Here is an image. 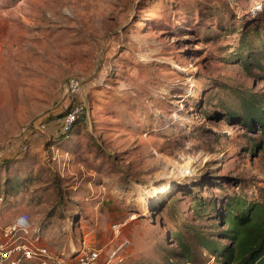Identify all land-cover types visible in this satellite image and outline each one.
Returning <instances> with one entry per match:
<instances>
[{"label":"rangeland","instance_id":"1","mask_svg":"<svg viewBox=\"0 0 264 264\" xmlns=\"http://www.w3.org/2000/svg\"><path fill=\"white\" fill-rule=\"evenodd\" d=\"M263 28L264 0H0V140L23 138L38 172L0 200V226L26 212L56 252L183 264L177 232L214 236L209 203L264 186V140L227 115L264 98L257 67L233 59L246 42L258 57ZM75 103L70 131L40 133Z\"/></svg>","mask_w":264,"mask_h":264},{"label":"trees","instance_id":"2","mask_svg":"<svg viewBox=\"0 0 264 264\" xmlns=\"http://www.w3.org/2000/svg\"><path fill=\"white\" fill-rule=\"evenodd\" d=\"M263 36L264 34H259L255 37L257 58H248L250 50L246 42L237 49L233 59L241 63L243 67L251 63L249 62L251 60L264 80ZM61 115L62 112L59 118ZM227 115L238 116L244 127L255 130L264 140L263 95L258 96L257 93L242 95L237 111H228ZM59 118H57L58 121ZM65 134L66 132H62L59 127L56 129L55 138H61ZM253 144V147H262V143ZM29 155L25 151H20L17 156L4 157L0 160V167L11 166L14 161L27 158ZM32 179L35 178L27 172L22 174L12 171L1 179V201H4L6 195H14L23 181L29 184ZM209 206L214 211L213 217L221 229L212 237L195 231L187 240L184 234L177 232L175 234V241L179 246L177 256L185 260L183 264H205L201 262V256L206 253L218 259V264H264V186L258 188L257 197H249L246 193L239 191L222 197L218 204L211 201Z\"/></svg>","mask_w":264,"mask_h":264},{"label":"built area","instance_id":"3","mask_svg":"<svg viewBox=\"0 0 264 264\" xmlns=\"http://www.w3.org/2000/svg\"><path fill=\"white\" fill-rule=\"evenodd\" d=\"M78 86L77 80H71L66 91L75 92ZM84 107L82 103H75L62 111L59 118L62 132L72 129L84 113ZM40 128H45L43 122L40 123ZM11 144L0 140V152L3 147ZM16 147L20 151L28 149L26 143H20ZM39 234L40 229L33 226L31 216L26 212L19 214L12 222L1 225L0 264H112L122 261L117 251L108 252L101 247H84L81 250H75L76 252H56L48 245L39 242Z\"/></svg>","mask_w":264,"mask_h":264},{"label":"crops","instance_id":"4","mask_svg":"<svg viewBox=\"0 0 264 264\" xmlns=\"http://www.w3.org/2000/svg\"><path fill=\"white\" fill-rule=\"evenodd\" d=\"M59 127H60L59 121L57 119H55L54 121L48 122L46 125V130L44 132H40V133H44L45 136L47 135L49 137V139H51V137H53L55 135L56 129ZM30 133H31V131L27 134L26 137L29 139V141H32L33 144L36 145L37 143H39V141H41L42 135H40L38 133H34V134H30ZM21 140H23V138H21V139L18 138V140L16 139V142H15L16 145L11 144V145H8V146L6 145L5 147H3L2 151L0 152V160H2L4 157L17 156L20 150L16 146L22 142ZM17 141H19V142H17ZM31 155H33V154H31ZM26 159H29V157L14 161L12 163L11 169L13 172L16 171V172L22 173V174L27 172V173L31 174V177L35 178V179H32V181L29 183V184H31L32 182L37 180L38 172H37V174L35 173V170H36L35 166L33 163H31V161L33 159H29L28 161H25ZM0 179H3V178H0Z\"/></svg>","mask_w":264,"mask_h":264}]
</instances>
